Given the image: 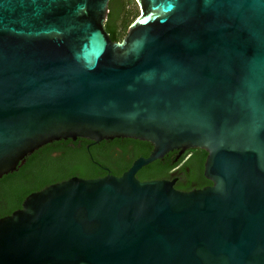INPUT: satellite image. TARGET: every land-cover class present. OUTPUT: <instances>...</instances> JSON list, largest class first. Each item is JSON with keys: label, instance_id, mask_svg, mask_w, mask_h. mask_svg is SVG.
<instances>
[{"label": "water", "instance_id": "water-1", "mask_svg": "<svg viewBox=\"0 0 264 264\" xmlns=\"http://www.w3.org/2000/svg\"><path fill=\"white\" fill-rule=\"evenodd\" d=\"M0 0V179L62 140L153 146L121 177L71 178L0 219V264H264V0ZM207 153L212 186L137 174Z\"/></svg>", "mask_w": 264, "mask_h": 264}, {"label": "trees", "instance_id": "trees-1", "mask_svg": "<svg viewBox=\"0 0 264 264\" xmlns=\"http://www.w3.org/2000/svg\"><path fill=\"white\" fill-rule=\"evenodd\" d=\"M138 17L137 2L135 0H111L109 5L108 20L105 29L111 39L121 42L127 35L129 28ZM81 146L73 145V141L65 142L61 156L53 157L51 150L42 147L34 154L26 158L24 165H20L14 173L0 179V219L12 215L15 211L22 208L25 199L36 192H39L53 184L67 181L71 178L98 179L107 174L104 167H109L116 177H121L133 165V161L126 159L112 160L100 156L98 148L91 150L88 144H93L86 139H79ZM105 143V142H104ZM153 148L147 142L142 143V154L148 158V150ZM201 167L197 168L194 176L199 181L202 178L208 182L204 176V163L207 153L199 150ZM174 158L165 157L144 167L137 174V179L146 181L162 180L169 175L171 163ZM180 189H185L183 186Z\"/></svg>", "mask_w": 264, "mask_h": 264}, {"label": "flooded vegetation", "instance_id": "flooded-vegetation-1", "mask_svg": "<svg viewBox=\"0 0 264 264\" xmlns=\"http://www.w3.org/2000/svg\"><path fill=\"white\" fill-rule=\"evenodd\" d=\"M65 141H57L51 144H48L44 147H47L48 150H51V154L53 157L61 156L62 148L66 146ZM91 141V140H89ZM93 144H88L87 148L96 150L98 148L100 152V156L105 159H112V160H120L126 159L133 163L140 159L145 158V155L142 154V141L135 140V139H128V138H120L108 141H102L100 143H95L91 141ZM105 142V143H104ZM77 144H83L79 139L73 141L72 146H76ZM80 145V146H81ZM153 147V146H152ZM153 148L149 149L147 154L150 156L152 153ZM198 149H190L186 150L185 152L174 151L170 152L165 157H173L174 161L171 163V168L169 171V175L162 180H166L172 182L174 184L175 189L182 191V192H191L194 190H201L207 187L212 186V184L206 183L202 178L199 181L196 179L193 173H195L197 168L201 167V162L198 157L199 155ZM206 163V161H205ZM205 163H204V170H205ZM104 171L107 172L106 176H115L109 167H104ZM126 173V172H125ZM123 176V175H122ZM210 182L209 180H207ZM183 186L185 189H180L179 187Z\"/></svg>", "mask_w": 264, "mask_h": 264}, {"label": "rangeland", "instance_id": "rangeland-1", "mask_svg": "<svg viewBox=\"0 0 264 264\" xmlns=\"http://www.w3.org/2000/svg\"><path fill=\"white\" fill-rule=\"evenodd\" d=\"M137 9H138V17H139V16L141 15V8H140V6L138 5V3H137ZM138 17H137V19H138ZM137 19H136V20H137ZM136 20H135V21H136Z\"/></svg>", "mask_w": 264, "mask_h": 264}]
</instances>
